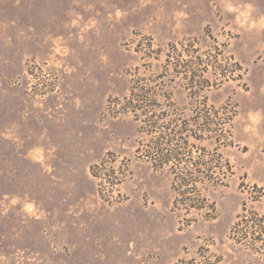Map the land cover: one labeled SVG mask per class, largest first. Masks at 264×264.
Returning a JSON list of instances; mask_svg holds the SVG:
<instances>
[{
    "label": "rangeland",
    "instance_id": "obj_1",
    "mask_svg": "<svg viewBox=\"0 0 264 264\" xmlns=\"http://www.w3.org/2000/svg\"><path fill=\"white\" fill-rule=\"evenodd\" d=\"M133 86L154 91L162 135L188 128L194 158L231 163L201 188L211 209L175 207V163L137 155L151 136L113 102ZM203 106L217 132L198 141ZM250 213L264 216V0H0V264H264V235L233 234Z\"/></svg>",
    "mask_w": 264,
    "mask_h": 264
},
{
    "label": "trees",
    "instance_id": "obj_2",
    "mask_svg": "<svg viewBox=\"0 0 264 264\" xmlns=\"http://www.w3.org/2000/svg\"><path fill=\"white\" fill-rule=\"evenodd\" d=\"M154 91L152 89L133 86L131 92L124 99L113 101L116 103L117 111L120 113H132L138 121L143 123V129L151 136L149 144L141 143L137 148V155L149 161L155 170L163 169L168 163L173 162L175 166L171 168L173 174V189L177 196L174 202L175 207L185 206L186 210L207 211L213 207L208 203V199L202 194L201 188L205 184L215 186L225 185L227 179L233 174L231 163L223 157L218 149L214 151L205 148H198L199 156L193 157L189 152L186 142L188 128L183 126L178 128H169L168 134H163L160 130L157 119V104L153 101ZM199 125H205L200 129L194 138L200 141L203 134L217 132L207 127L211 117L207 106L199 109ZM233 118L228 119V125L231 126ZM190 136V134H189ZM208 208V209H209ZM256 228L254 234L258 237L264 235V216L257 213L243 214L233 230V234L238 233L239 228ZM243 233V231H242ZM246 234L248 231L245 232ZM243 233V234H245ZM255 236V235H254ZM261 239V238H256ZM175 264H187L181 260Z\"/></svg>",
    "mask_w": 264,
    "mask_h": 264
},
{
    "label": "clouds",
    "instance_id": "obj_3",
    "mask_svg": "<svg viewBox=\"0 0 264 264\" xmlns=\"http://www.w3.org/2000/svg\"><path fill=\"white\" fill-rule=\"evenodd\" d=\"M230 10H231V8H230ZM29 210H31V207L29 208Z\"/></svg>",
    "mask_w": 264,
    "mask_h": 264
}]
</instances>
